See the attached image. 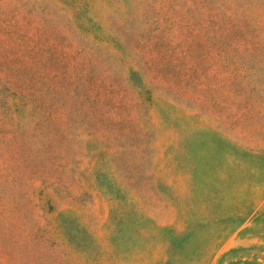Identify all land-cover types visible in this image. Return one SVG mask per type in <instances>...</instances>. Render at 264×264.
Here are the masks:
<instances>
[{
	"label": "rangeland",
	"instance_id": "1",
	"mask_svg": "<svg viewBox=\"0 0 264 264\" xmlns=\"http://www.w3.org/2000/svg\"><path fill=\"white\" fill-rule=\"evenodd\" d=\"M0 264H264V0H0Z\"/></svg>",
	"mask_w": 264,
	"mask_h": 264
}]
</instances>
